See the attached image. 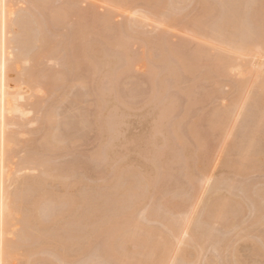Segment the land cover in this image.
I'll use <instances>...</instances> for the list:
<instances>
[{"label": "bare ground", "instance_id": "bare-ground-1", "mask_svg": "<svg viewBox=\"0 0 264 264\" xmlns=\"http://www.w3.org/2000/svg\"><path fill=\"white\" fill-rule=\"evenodd\" d=\"M142 1L144 3L142 6L143 10L137 9V5H135L137 0H0V264H11L9 261H11L10 258L12 255H14L13 253L14 252L16 253L17 250L20 251L19 250L20 248L24 249L25 246L28 247L30 250V252H29V250H25L26 252L30 253V254L29 253L26 254V255L29 254L30 258L32 256H35V255H38V257H36V258H39L40 254H43L44 252H50V250L51 251L53 250L52 251V254H53L54 249H55V250H57L56 252H58V254L60 255L61 259H59V261H62V263L61 262L60 263L66 264L68 262L66 260H68L71 253L73 256H75V254L73 252H76V255L78 256L77 253L80 252L79 255L81 253L82 254L84 253V252H81V250H83V249H86L85 251H87L89 248V251H91V253H92L93 252L92 250H94V249L97 250V247L99 248L101 245L103 246V244H100V243L102 241H105L102 238L105 239V236H107L106 234H108V236H109L108 239L106 238V241H108V242H103V243H106L107 246L105 247V245H104V248L102 246L99 248L100 250H101V248L105 249L104 253H100V254L95 253V255L94 254H92V256L90 255L91 256L90 257V256H86L89 254V252L87 251L88 253H85V255L83 254L84 256H86V260L90 258L89 260H93V262H94L96 255L97 256L102 255V256L97 257L98 259L99 258L101 259V260L99 259V261L105 262L107 260L109 261V259H113L112 261L115 260L114 262L109 261L112 264H114V263H116V264H191L194 261H196V259L199 258L201 253H203L201 251L204 248V245L207 241L210 242V240H211V242L213 241L212 242L213 245L214 244L217 245L218 237L215 238V234L213 233V232H215L213 230V226L216 224V222H221V223L223 222L225 224H228V225L223 226L224 228L225 227H227V228L233 227L232 222H234V220L230 222V218L233 216L232 217V219H233L238 213L236 212L237 214L234 213L232 215V203L231 202L233 201V203H236V204L238 203L239 204L238 206H240V205L242 206V204L245 200L243 202H241L238 199L234 200V197L232 198L231 196H222V195H220L218 197H215V195H212V196L208 195V197H206L207 195L206 196L204 195L206 198H204V197L201 198V195L199 194L200 192H201V194L203 193L201 191V189L207 190V185L213 180L214 175L210 173V170H209L210 167H209L208 163L204 162V159H203V161L202 160H199L198 162L196 161L197 162L196 164H193L192 161L195 159L196 160L198 159V157L200 156L198 154L199 153L198 151L201 150L203 147H204L203 151L205 153L204 156H206V154H210L209 152L212 151L211 149L214 147L212 146V148H211L209 146L211 149H210V151H208L209 150L208 145H210V143H213V141L211 142L210 139L214 133L216 134V132H219L218 137L220 135L221 136L226 135L228 137V129L230 128L229 125L232 124V120L234 121V118H235V120H237L236 119L237 117H235L236 116L235 114L238 110L237 109L238 99L242 98V96H243L244 101L247 98V100H246L247 103L245 104V102L243 101L244 102L243 107L242 106L239 107L240 112H239V114L238 113L237 114L240 116H243L244 117L243 119H245V121L247 123L249 121H251L252 119H253V121H251L252 124H251V122H249L250 124L248 123V125L247 124L245 125V123H242L243 121L241 122L242 126L239 124L241 127H240V129H238L239 131L236 133V135H237L236 140L237 141L236 142L234 141L233 146H232V143H233L232 142L231 146L233 147L234 150H237L242 145H244V143H245L244 147L247 146L246 144H248V146L245 147L244 150L241 149L242 153H243L241 155H242V157L243 156L245 157L244 159H247L248 157L251 158V160L250 159L246 160L247 162L249 160L251 161V163L253 161H255V160H252L255 155H252L250 153L253 152V154H254L256 152V149H254V145L259 142V140L262 138V135L264 137V81L262 82L260 88H258L260 91L256 92V91L247 90L248 93L245 95V98H244V95H242L241 93L246 92L245 91L246 90L245 84H247L246 81H248L247 77H250V76H246V75L248 74L250 69L253 72H254V70L258 71V72H259V70L262 71V69H261L262 65L259 68H257V67L255 68L253 66L255 69L250 65L252 63L254 64V61H253L254 59L256 62V58H258L259 61H264L263 60L264 59V27H263L264 22H262V21H264V20H262V19H264V0H259V2H261V4L258 3V0H220V1L217 0L218 6H217V8H215V10L214 9L212 10V8H210L212 11H210V9H208V8L210 6L212 7L213 5L216 6L215 2H213L212 0H206L207 2H205V3H207V4L204 5L205 3H203L202 4L203 6H201L202 2H199L201 0H196V2H199L200 6L203 8V10H202V8L200 7L202 13L200 14V12H199L198 17L200 15H202L203 13L205 16V14L207 12H211L212 14L207 13L208 17L211 15V17H214L216 19V20L212 19L211 21H210V19H207V21L209 20L208 21L209 23L207 24V23L203 22L205 24V26H203L204 24L201 22L203 24V25L202 24L201 25L203 27H206V28H204L205 31H206L207 27H209V28L211 27L210 30L208 29L209 31H207V32H203L204 29L201 31L202 27L200 28L199 23H198L199 27L197 26L198 24L196 22H199L200 21L199 19H198L199 21L196 20V22H195L196 25L194 24L197 27H195V28L193 27L195 29L196 33L201 34V35H203L202 36L203 38L204 37L206 38V40L204 39V41L207 42V40H209L210 42L215 44L213 46L218 48V49H214V51H215V54H213L214 59H212V62L210 64H208V63L210 62L211 58H209L205 52L208 51V53H210L209 50L211 48L210 49L208 48L206 50L205 48L201 47L203 45L199 46L200 48L195 46V48L197 50L195 49V52L191 51L192 58H188L187 54L190 55L189 54L190 52H188V51L184 52L187 49L186 46L184 48L185 50L182 49L183 45H182V47H180L181 49H179L176 47L177 46L176 44H175V46H173L171 42L169 43V40H165V39L160 38V37H159L160 40H157V38H156L157 41H155V43H153L154 40L152 39L153 41L151 42V39L149 38L151 36L148 37L146 35L147 37L144 36L145 38H143L142 34L140 33V31L138 32V30H137V33L138 34L140 33V35H141L140 37H142V39H140V37L138 35L137 36L139 37L140 40L143 41L144 48L147 47V49H145V50H148V55H146L145 52L143 54H142V52H141V54L139 52L140 55L137 54L138 52H136V53L133 52L131 49V46H130V44H131L130 42H131V40H133L134 37H136L134 31H136L135 27L136 28L138 27L137 26L138 21L134 22V21H132L134 19H132V20H130L131 22L129 23V21L127 20L128 23L124 22L126 25L125 24L121 25L120 24L121 22L119 23L120 20L118 21V17L120 15H122L123 13H129L130 14L129 17H131V15H134L133 18H135V16H137L139 18H141V17L144 18V20H149V19L151 20L150 14H154L155 16H156V14L159 15V13L162 11L161 9L164 6L166 7L167 4H168L167 6H169L172 3V6L175 5V7H173V8L177 9L178 5L181 2L182 3L186 2L185 0H173V2H172V0L171 1L170 0H142ZM208 1L210 4H208ZM169 2H171V3L169 4ZM177 2H178V5H176ZM212 3H214V4L212 5ZM218 3L219 4L222 3L223 6L225 5V8H224V11L222 13L221 18H220V14H221L222 9H220V7L222 8V5H220V7H219ZM256 4L258 7L256 6ZM244 5H246V6H244ZM182 6H184V4L183 5L180 4L179 8ZM204 6H208V7L204 8ZM241 7H243V9H241ZM166 9L168 11L167 7L165 8V10ZM206 9H208V11ZM245 9H247V10L245 11ZM250 9L252 11H254V13L250 14V16L252 15L250 20L252 19L251 21L252 22L254 21L255 24L253 23V25L255 27L251 24V21L248 20L250 17L249 12H252V11H250ZM144 10H146V11L144 12ZM169 11H171V10L169 9ZM217 11H219V12H217ZM173 12H176V11H173ZM173 12L171 11V13H173ZM173 14H170V17H169L167 12H166V14L164 13L162 15V17L160 16L161 19H159L158 22H160L161 24H164V25L174 26V24H176L177 22H179L181 20L178 21ZM124 15H126V14H124ZM164 15H166L167 17ZM171 15H173L174 17ZM175 15H177V14L175 13ZM183 16H185L187 18V15H183ZM253 16H255V18ZM178 17L180 19V16H178ZM181 17H182V15H181ZM152 18H154L153 15H152ZM173 18L176 19L177 22L175 23L173 21L174 23L171 25L170 23H172ZM196 18H197V16H196ZM200 18H202V16H200ZM217 19H219V20L217 21ZM255 19H257L258 21L257 20L255 21ZM156 21L157 20H155V22ZM212 21H214V22H212ZM205 22H206V20H205ZM260 22H262V23H260ZM181 23L183 24V22H181ZM139 25H140V23H139ZM209 25H212V26H209ZM138 28L140 29V27H138ZM182 28H183V26H182ZM185 28H186V26H185ZM57 30L64 31V33L66 34V41L62 42V44H59V46L57 44H55V42H53L52 39H47V37H46V34L48 32L55 33ZM110 32H113V34L115 33L114 34L115 36L113 35L114 36L113 38L116 37L115 39L110 37ZM195 32H194V34L196 35ZM108 34H109V38L105 37ZM91 35H101L104 39L102 38V40H100L101 42L98 43L97 41H99V40H96L94 37H91ZM143 35H145V34H143ZM111 38L113 40H111ZM154 39H155V37H154ZM210 42L207 44H212ZM104 44L105 45L108 44L111 48H115L116 50H113L114 52H112V54H111V52L109 51L111 49L108 46V52H109L108 53V52H106L107 48H106V50L103 49ZM213 46H212V48H213ZM56 47H58V48L60 47V49L63 50V52H61L62 55H60V52H59L60 49H58ZM88 48H89V50H92L95 53V55L93 54L94 57H91V55H87L86 49L88 50ZM56 49H58L59 51ZM118 50L120 51V53L117 52ZM216 50H218L217 53H216ZM56 51H57V54L62 56L61 59H59L60 58L59 55L57 57L54 56V54H56ZM116 52H117V54H120V55H117ZM131 52H133V54ZM113 53H114V55H113ZM185 53H187V54H185ZM204 53L206 56L204 55ZM213 55L210 54L209 56L213 57ZM236 56L238 58L237 60H239L240 57L248 58L249 56H251L254 59L251 60V61H253L252 63H250V60H249L248 64H250V65H248L247 64L248 61L244 60L242 58H240L241 60L235 62ZM46 57L57 58L59 62H60V60L63 59L62 62L64 65L61 64V66H65V68L63 67L64 68L63 71L56 72V73L53 72V74H52L53 77L50 78L48 76V74L46 73L47 70L45 69V71H44V69H41V65H42L41 62ZM204 57H207L210 59L209 62L206 64L202 60ZM251 57H250V59H251ZM82 59L85 62H83ZM145 59L149 60V62H150L149 66H151L148 69V72H147L148 74L146 73L147 78L144 79V81H146V79H147V82L151 86L150 95L147 98V101L149 103H152L153 106H156L157 104L161 106L160 107L161 114L160 113L158 114V115L162 116V118H160L161 119L160 124L163 122V119L170 118L172 120L173 118L176 117L173 115V111L174 112L177 111L176 106H178L179 103H177V101H173V100L169 102V100H168L169 98L173 99V98H171V92H174V91H170L171 88L179 89L181 91L180 94H183V95H185L184 97H188L189 99H191V100H189L187 98L188 102H186L187 103L186 107H185V103H183L185 108H182V111H184V112L181 113V115L179 116L180 118L177 119L176 121H174L173 123L169 122V121H171L169 119L167 124H166V128H167V126L171 127V129L169 127L168 130H170L169 133L172 134L174 141H176L175 143H177L179 145L178 146L176 144V146L179 148H182V151H183V153H182V151H178V152H180V154L173 156L172 160L176 161L180 164V166L176 165L177 168L179 169V167H180L181 173L184 174V176H186L187 178L189 177L188 178L189 183H190V181L192 182V183H190V185L193 184L192 187L190 186V188H189L190 190L188 189L189 190L188 191L189 196L185 199H181V197L184 194L183 188H186L187 186L186 187H184V186L180 187L178 185L180 187V189H182L179 191L178 188L173 187L174 185L172 184L173 186L170 185V187H173V188H171V190L169 189L170 191H166L163 188L164 186L161 187V189H163L162 191L160 188L158 190V191L162 192L161 194H159L160 192L156 191V186L160 187L159 180L161 181V180H163V177L166 178V176H170L169 174H165L164 172L166 170H168L169 165L172 166L170 163L167 167L166 165L169 162L166 163V161H165V162L160 163L156 159L158 156V154H157L158 151H162L161 149H164V148H162L164 145L161 146V149H158L157 153L154 155V158L152 157V159L149 161V164L151 165V173L147 172L148 174H146V175L143 174L144 176L142 175L143 176L142 180L139 179V181H138L140 183H138L137 181H134V179L137 178V175L134 176V177H136V178H134L130 174L131 172L129 173L127 171L128 168H127V170L126 169L124 170L123 168H119V170H117V172H114L113 171L114 169H113L111 171V175H108V177L105 178L104 177L105 171L103 170L104 166L102 167V165L103 164L105 165L106 163L103 160L102 162H104V163H102V165H101V159L105 156L104 153L106 152L105 148L107 145V141H106V142H103L101 144L100 148L94 153V157L101 158L100 159V166L103 168V169H101L102 175L99 174L100 171H99V173L97 171V173H98L97 175H100V176H102V178L104 177L105 180L112 182L110 184V186H112L114 184V182L116 183L115 184L116 186L118 184V187L120 186L119 182H121V186H123V184H126V189L125 190L122 189L123 190L122 191L121 187H119L120 189L118 187H114L115 189L113 187L109 188L110 187L109 184H107L105 186V184L107 183V181H105L106 183L103 182L104 183L103 187L104 186L105 187L103 190H101V192L104 191L103 193H105V195H106V192H105L106 190L114 189V190L110 191L111 192L110 194H112L113 191L119 192V190H120V191L125 193V196L123 194L119 195L118 193H116V195L119 197H117V196L115 197L114 196L115 192H113L114 198L112 197L113 199H111V195H108V193L106 196H110V197H107V198H106V196L103 197V195H102L103 193H101V199L106 198V199H111V200H105V202H102L100 199H96V196H98L97 193L99 194V192H95L98 190V189L95 190V188H99L98 187V185H99L98 184V181H99L98 177L99 176H96L98 180L96 178H95V180H93L94 179L93 177L91 179V181L93 180L95 182L97 180V183H96L97 185L96 184H95V186L92 185L93 186L92 188L89 187V185L91 186V183L90 184L84 183V185H83V183H81L80 185L78 184L79 186L83 185L82 189L84 191L86 190V195H84V193H83L84 191L81 192V193H83V195H81V196H79L77 194L79 192L78 190H80L81 187H79L78 189L76 188L75 191H78V192H72L71 188H73V186H71V185L67 186L68 189H70V193H72L73 196H72V194L69 195L68 193H65V192H69V191H65L63 193L62 197L60 195V197L63 199L64 203L62 202L63 204H61V202H60L59 204H55L56 205L55 208L54 207H52V208L55 210H58L59 208L57 209L56 207H59L60 205H61L60 207H62V205H63V207L61 209H64V205L69 204V209H66L67 207H65L66 211H64V212L61 211V209H60L61 212H59L57 214L52 213L51 210L48 209V207L49 206L51 207L52 202H55L54 200H56V199L62 200V199L58 198L59 195H57L58 197L56 195H54L57 191L54 193V191H53L54 188H52V187H51V189L47 188L46 184H49L51 182L55 183L56 181H58L57 183H61V181H62V184L66 183L65 185H67V183L69 184V182H70L68 180H71V183H72L73 174H71L72 176L68 177L69 179L67 180L65 177L66 173H71V172H73V170H76V169H78V167L82 166L81 161H83V157H80V158L78 157V160L81 159V161L79 160V162H81L79 165V163L77 164V156L78 155L73 152L72 155L73 156L76 155V158L75 159H74V157H72V158L74 160H76V163L73 159H72L73 161H71L70 160L71 158L66 159V161L70 160V162H73L75 164L72 163L70 165V164H68V161L67 162L64 161L67 164V166H65V163H63L61 161V164L59 165L61 170L57 167L60 171L59 172L57 168H56L57 170L52 168V164H54L55 161L53 163H51L52 161H51L50 151L55 149V148H61V147L64 148V146L67 148L66 142L68 141V139H73L72 135L76 134L75 131H73L74 128H71V127L75 126L76 131H77L78 126L80 127V124H78V125H76V124H77L78 120H80L78 118H79V114L81 115L82 112L81 113L79 112V110H80L79 108H78V112H77V113H79L78 116L76 114L71 115V113L67 114L66 112H64L66 116H64L63 119H65L66 117L68 119L66 118L64 120L65 123H63L64 121L62 122L63 119H61V117L64 115V113H63V115L61 114V116H60L58 114L59 109L55 107V106H57V104L55 103L57 100L53 99L55 101V102H53V100L50 99V101H51L50 104H48V103L45 104L46 100L41 101V98H39L37 96V94L40 91H42L44 89V87L47 88V86H48L49 89L48 88L47 89L49 91V90H51L50 87L54 89L56 86H58V87L62 86L65 82H67L69 80L68 82L70 84H68V86H73L71 88L73 90L70 91L72 93L75 89L74 86L77 87L79 85L81 88L85 87L84 91L80 90L81 88L78 87L79 91H77V92L81 91L83 93V95L81 92H80L81 96H78V93H75V95H77V96H74V93L72 94L73 95L72 100H74L75 97H76V99L78 98L77 99L78 102H77V100H75L74 104L77 102V105L79 106L80 105L79 101L80 102L82 101L84 103L85 101H83V100H86L85 99L86 97H83V96H85L87 94L84 92L86 91L89 94L88 90L91 89L90 90L92 92L91 94H94L96 96V98H95L96 101H95V103H93L94 105H96L94 107L95 108L94 112L96 110V116H95L96 117V126L93 124L92 125L95 126L94 128L97 130V132H96V130L94 132L96 134H98V136H97L98 138H100V139L105 138L106 139L109 136H111L112 134L116 135L114 133V131L116 132L117 129L114 128L115 122H110V120H109V123H108L106 120H103L101 118V117H103L101 114L102 110L104 109L103 106H105V103L109 100V98H113L115 100H117V99L121 100L122 99L121 94L123 95V97H128V96L134 97V96L138 95L137 91H135V90H133L134 91L133 96H132V94H133L132 91H131V93H132L131 95L129 92H125L127 90L126 88H128L127 91L134 89L135 88L134 85L137 82L134 81L135 82V84L133 85L134 87H132V89H131L130 88L131 86L130 87L127 86L129 83H127L126 85H124V83H123V85L127 86V87L126 88L122 87L123 86L121 83L122 80H119V79L121 78V76H123V74H125L124 73L125 70L130 71L132 68H134V66H136V64H138L140 62V60L146 61ZM258 59H257V61H258ZM207 60H205V61H207ZM242 60L244 61V64H242L243 63ZM143 61H141V62L144 63ZM240 61H242L241 64L238 63ZM146 62H145V64H146ZM232 62H235V64L238 63V68L244 67V69L239 68L241 74H243L240 76L242 77L245 74L246 77H244L243 79L241 78L242 81L238 79L240 82L238 85H236L237 87L236 86L234 87V89L237 88V90H236L237 92L234 91V89L232 90L236 94L234 95V92L232 93V95H234V96L232 98V101H230L231 103L229 105L227 104L228 105L227 107H224V108L222 107L221 109L218 108V109H220L219 111H217L218 109H217V106L215 104L216 108L214 110L211 109L213 111L207 113V116L205 114V116L204 115L203 116L202 115L201 116H199V115L194 116L195 117L194 119L190 118L191 117L190 114L192 113V111H194L193 109L196 106V104L201 99H203V97H205V96L207 97L210 94L209 91H211V89H212V91L214 90L216 92L214 94H216V95H218V93L220 94V91H219L220 86H218L216 81L218 83H220V81H219L220 77L219 76L222 77L224 75H228L229 71L227 69L232 66V65H230ZM261 63L263 64L264 62H261ZM202 64H204L205 66L202 67ZM23 65H25V66H23ZM82 65L83 66L85 65L86 67L85 68L83 67L81 70ZM91 65L94 67V70H92L93 75H96L97 77H96V80L94 82L92 81L93 80L92 79L91 80L92 83L86 85V86L91 85L90 86L91 88L87 89L85 86L86 81L84 80V78L86 77L85 79H87V76L89 75L88 72L91 69V67H90ZM236 65H235V68H237ZM239 65H241V66H239ZM245 65H248L250 67L248 72L246 71L247 69L245 68L246 67ZM106 66L110 67V69L105 71V73H106V75H105V73L104 74L101 73V72H103V70H101V68L106 67ZM255 66H256V63H255ZM258 66H260V64ZM147 67H148V65H147ZM204 67L207 68L206 71H205V69H203ZM68 68L71 70L70 73H67V71L69 72ZM76 69H79L78 70L79 72L75 71L76 73L77 72L80 73V70L83 73L82 74L81 73L80 74H78V73L73 74L74 70H76ZM84 69H87V71L86 70H85L86 72L83 71ZM117 69H120V70L117 71ZM145 69H146V67H145ZM232 69H234V66H232ZM239 69L237 71H239ZM256 69H258V70H256ZM229 70H230V68H229ZM231 71H233V70H231ZM261 71L259 72L258 75H257V72H255L256 77L260 75ZM12 72L14 73L13 76L15 77V80H12L13 78L11 79V77H13V76H11ZM230 72H229V75L231 74ZM262 72H264V71H262ZM100 73L102 74L101 76H100ZM249 75H250V73H249ZM21 76H22V79L20 81ZM198 76H199V79L204 77L203 78L204 81H205V79L208 82L209 81H215V83L217 84L218 87L215 88L216 84H215V86L212 85L215 89H213V87H212L209 91H207L208 92L207 94H205L206 93L205 90H204L205 92L202 90L203 93L201 92V95L199 94V96H196V95H198V92L195 95L192 92L194 90H190V88H192L190 86L191 85L190 80L194 81L195 77H198ZM105 77L109 78V82H105V84L108 83L106 85H109V83H110V87L107 86V89H106V86H104L105 84L103 85V82H102L103 80H105ZM253 77H254V75H253ZM262 77H263V75H262ZM67 78H68V80H67ZM227 78H228V76H227ZM45 79H47V80L49 79V82L45 83ZM78 79H80V80H78ZM187 79L190 81L189 82L190 84H188V85L185 84ZM217 79H219V80H217ZM76 80H78L77 85L72 84V81H76ZM81 80H83V81H81ZM142 80L143 79L141 78L140 81H142ZM251 80H252V78H251ZM138 81H139V79H138ZM256 81H257V79H256ZM260 82H259V84H260ZM120 83H121V85H119ZM210 83H213V82H210ZM237 83H238V81H237ZM194 84L195 83H193V85ZM259 84L257 83L256 87H258ZM247 88H248V86H247ZM205 89H208V88H205ZM123 90H125V91H123ZM43 92H46V91H43ZM222 92L223 91L221 90V93ZM29 93H31V96H29ZM80 93H79V95H80ZM126 93H129V94H126ZM135 93H136V95H135ZM141 93H139V94H141ZM216 95H213V96H216ZM224 95H227V94H224ZM32 96H33V99H32ZM210 96L211 95H209V97ZM213 96L211 97V99L213 98ZM218 96H216V97H218ZM231 97H230V100H231ZM184 99H186V98H184ZM226 99H229V98H226ZM167 100H168V102H167ZM46 102H49V101H46ZM148 102L145 104H148ZM227 102H228V100H227ZM42 103H44L45 105ZM52 103L55 105H52ZM119 103H121V102H119ZM82 104L80 105V108H83V107H81ZM240 104H242V100H241ZM72 105H73V101H72V104L70 103L69 106L71 107ZM76 106L74 105V108ZM224 106H226V104ZM54 107H55V109H54ZM57 107H60V106L58 105ZM70 107L67 106V108L69 110H70ZM72 107H71L70 111L72 113H74V111H72ZM116 107H118V106H116ZM60 108H62V104H61ZM67 108L65 106L64 109L67 110ZM179 108L181 109V107H179ZM75 109L77 110V108H75ZM84 109H85V106H84ZM116 109L117 108H115L114 110L116 111ZM56 110H58V111H56ZM87 110H86V112L83 111L84 113H82V115H81L82 117L85 115V117H83L82 120L80 121L81 127H83L82 124L89 122L88 116L86 118ZM36 111H37V113H35V114H38V112H39V114H40V112H42V113L40 115H37V116H39L38 118H37V116H34L33 117L34 120L30 119V118H32V117H30V114H34L33 112H36ZM59 113H61V112H59ZM200 114H202V113H200ZM250 114H251V116L253 115L254 117L253 116L251 117ZM58 115L60 116V118H58ZM90 115L91 114H89V116ZM93 115L94 114H92V116ZM109 115H112V113ZM68 116H73L75 118L73 121L75 122V120H76V122L74 123L71 120V118L69 121ZM171 117H173V118H171ZM27 119L31 123L36 122V121H37V123L40 122L39 125L41 124V128L38 127V129L36 128V130H38V132L42 131V135L39 134L41 141L38 142V144H36V142L32 143V145L29 142H28V145L25 144L23 147H24V149L28 148V150L27 149H25V150L21 149L23 147L19 146L20 147L19 149L24 150V152H27V153L25 155L23 154V156H21V157L18 156V157H20L18 159L19 161L18 160L16 161V159L18 158V157H16V155H19L17 153H20L17 149V145H20V143H22V144L24 143V140L21 138V135L24 134V131L21 130V128L23 127V124L26 123ZM187 119L188 120L192 119V120L187 121ZM248 119H249V121H247ZM85 120H87V121H85ZM112 120H114V119L112 118ZM199 120H203L201 122L204 124H200ZM23 121H25V123H23ZM28 121H27V123H28ZM82 122H84V123H82ZM91 122H94V120L90 121L88 124L87 123L84 124V127L86 126L85 128L87 129V127L90 125ZM61 123L63 124L61 126L62 129H64V131H65V129L67 130L66 133L64 131H62V132L60 131L61 129H59V128H61L60 127ZM66 123H67L68 127H67ZM168 123H170L171 125ZM184 123H186L185 126H184ZM64 124H65L66 128H65ZM207 124H208V127H207ZM14 125H17L19 127L22 126V127L20 129H17V127L15 126L16 127L15 128ZM12 126L14 128H12ZM201 126H204V127L206 126V130H204V134L201 133V131H199ZM84 127L78 128V129L79 130L81 129V131H82V129H85ZM88 128H91V125ZM158 128H160V127H158ZM24 129H25V126H24ZM88 130H90V129H88ZM25 131H27V130H25ZM33 131L35 132V129ZM68 131H70V132H68ZM71 133H73V134H71ZM77 133H80V132L78 131ZM87 133L88 132H86V134ZM86 134H85V137H87ZM96 134H95V136H96ZM80 135L81 134H79V136ZM122 135H124V134H122ZM229 135H231L230 129H229ZM232 135H233V132H232ZM76 136H77V134L75 135V137ZM79 136H77V137L79 138ZM207 136L210 137L209 142L204 141L207 138ZM85 137H83V140L85 139ZM116 137H117V135H116ZM88 138L85 140H88ZM36 139H37V137H36ZM203 141L206 143V145H204V143H202ZM225 141L226 140L224 138V141L222 140V142H224V144H225L226 143ZM69 142H72V140H70ZM165 142H166V144H168L167 141H165ZM260 142H261V140H260ZM262 142H263V139H262ZM220 143H218V144H220ZM63 144H64V146H63ZM221 144L223 147L224 146L223 143H221ZM261 144L262 143H260L259 145H261ZM67 145H68V142H67ZM165 146H167V145H165ZM192 146H195V149L192 150L190 153H188L189 152L188 148L192 147ZM231 146H230V148H232ZM234 146H235V148L236 147H239V148L235 149ZM205 148H207L208 150ZM216 148H217V146H216ZM230 148H228V149L230 150ZM255 148H256V146H255ZM257 148H258V146H257ZM239 150L237 152H239V155H240L241 150L240 151ZM230 152H233V151H230ZM244 152H245V154H244ZM228 153H229V151H228ZM79 154H81V153H79ZM195 154H198L197 158H194ZM214 154L215 153H213V155ZM233 154H235V153H233ZM228 155H229L228 157L225 155L227 157V159L229 158L228 159L229 161L226 164L227 167L225 165H223V166H225L226 168H228L229 166L232 168L235 167L234 170H236V168L238 167L237 168L238 171H239V169L241 170L240 173L243 171H248L249 169L252 168V167L251 168H249V167L251 165L255 164V163H252V164L250 163L251 165L249 164L250 166L248 165V168L246 167L248 170H246V168H244L246 165L243 166L244 162L241 163L240 158L238 160L240 162L237 163L238 164L237 165L236 162H234L232 158L230 159V157H231L230 154H228ZM209 156H208V158H209ZM236 156H238V155H236ZM87 157H88V161L84 160V166H82V167L86 166V167H88V170H89L90 166H87V165L90 164V162L92 163L93 160L90 159L88 155H87ZM87 157L84 159H87ZM14 158H16V159L14 160ZM53 158L54 157L52 156V159ZM244 159H243V161H244ZM53 160H55V158ZM234 160L237 161V159H234ZM85 161H86V163H85ZM97 161H95V162H97ZM209 161L210 160H207V162H209ZM107 162H108V160H107ZM13 164H16L15 168H13L14 166L12 167ZM97 164H99V163H97ZM31 165H34V166H32V168H31ZM74 165L75 166L77 165L76 166L77 168ZM256 165L258 166V164H256ZM68 166H69V168H68ZM94 166L96 168H94L92 166V167H90V169L94 168L96 170L98 168L96 166V164ZM82 167H80V168L82 169ZM171 168H169V170ZM242 168H243V170H242ZM255 168H258V167H255ZM29 169L31 171L33 169L38 170L39 174L36 176H31V174H29L31 177H27V175H26V176H24V178L21 179L20 176L22 174L19 175L18 172L22 171V173H23V171L29 170ZM98 169L100 170V168H98ZM63 170H65V171L63 172ZM83 170H81L82 175L86 176V178L89 176V174L91 176L94 173L96 174L95 171L93 173V170H91L92 174L89 173L90 171L88 172L89 174H87V173L85 174V172L87 171V168L86 169L83 168ZM102 170H103V172H102ZM176 171H178V172H176ZM176 171H175L176 173L173 171L174 174H172L171 177L166 178V180L171 179L173 181L174 178H178L177 173H179V170H176ZM61 172H63L62 176H60ZM83 172H84V174H83ZM26 173H27V171H26ZM79 173H80V171H79ZM107 173H109V172H106V175H107ZM140 173L142 174V172H140ZM161 173L163 176L159 177V176H161L160 175ZM23 174H25V173H23ZM115 174L118 175L117 178H115ZM141 174L139 175V177L141 176ZM182 174L179 175V178H180V176L182 178ZM112 175H114L113 179H115V180H113L112 177H110ZM128 175H131V176H129V178L130 177H132V178L127 179ZM134 175H135V173H134ZM68 176H69V174H68ZM80 176H81V174H79V177ZM220 176H223V175H220ZM76 177L78 178V175L76 176L75 171H74V180L77 179ZM125 177H126V181L127 180H129V181L126 182L124 180ZM81 178H82V176H81ZM81 178L80 179L78 178L77 182H74V184L76 183L75 184L76 187H78V185H77L78 182L86 181L85 179L82 180ZM88 178H90V177H88ZM119 178H121V179L123 178L125 183H123L122 180H120ZM179 178H178V180H180ZM194 178L196 179V181H198V180L200 181V182L198 181L200 183V185L197 186L198 183L193 182ZM218 178L217 179L219 181L221 177H218ZM249 178H247V179H249ZM60 179H61V181H60ZM100 179H101V177H100ZM117 179H119V180H117ZM222 179L223 180L225 179L224 176L222 177ZM237 179H239V178H237ZM243 179H241V181ZM245 179H246V177H245ZM88 180H90V179H88ZM166 180H164V181H166ZM183 180H185V179H183ZM223 180H221L219 182H217L216 180L213 181V182L217 183V187H216V183L213 186L214 187V191H213L214 193L217 191V189H218V191L221 190L220 187H218V186H219V184H221L223 182H225L224 183L225 185L222 184L223 186L221 185L222 186L221 188H224L227 185L229 187V189H227V187H225L227 189V191L228 190L230 191L231 188L232 189L236 188L237 190H239L238 185H236V184L233 185L234 182L232 183L229 180L230 183H228V180L227 181H223ZM14 182L18 183V184L13 185V187H12L13 190H12L11 189V183L14 184ZM238 182H240V181H238ZM163 183L164 182L161 181V184H163ZM226 183H228V184H226ZM241 183H239L240 186H241ZM74 184L72 183V185H74ZM178 184L185 185L182 182H179ZM186 184H188V183H186ZM86 185H87V187H84ZM212 185H213V183H210V186H212ZM235 185H236V187H234ZM244 185H243V187H244ZM167 186H168V184H167ZM48 187H49V185H48ZM67 187H65V188L67 189ZM89 188L92 189V193L93 192H95V193L92 194L91 191L89 190ZM101 189H102V187H101ZM89 191H90V194H87V193H89ZM163 191H164V193H163ZM175 191H176V193H174ZM177 191L179 192L180 195L177 193ZM243 191L245 192L246 189L244 188ZM145 192H147V193H145ZM149 192H150V196H151L149 198V201L152 203H148V205H152V206H150V208H147V206H148L147 205L145 207V208H147L146 209L147 211L143 208L144 206L142 207L144 209L143 213L148 212V214H146L144 218H143L144 215L139 216L145 220V221H143V219L142 220L137 219L138 217L135 218L136 217L135 214L137 213V212H135V210H136L135 208H136V205H138V207H139V205H141V199L144 198L143 195H145L146 196L145 198L147 199L148 195H146V194H148ZM167 192L168 193L170 192V195L173 194L172 196L175 195V198L177 195H179L180 197L177 196L179 199L175 200V199H173L174 197L171 196L174 201L171 200V197H169L170 199H168L167 197H164V198H167V200H165V201L163 200V202L159 203V201L162 200V196L163 195L166 196L168 194ZM181 192H183V193H181ZM74 193L78 196H75ZM229 193H231V191ZM248 193H250V192H248ZM242 194L244 195V193H242ZM66 195H68V197ZM139 195L140 196L142 195L143 197L141 196V199H140ZM157 195H159V196L161 195L160 197H158L161 200H157L158 199V198H156ZM232 195H234V194L232 193ZM236 196H237V194H236ZM249 196H250V194H249ZM256 198H257V196H256ZM248 199L249 198H247V200ZM252 199H254V198H252ZM156 200H157V202H155ZM241 200H243V199L241 198ZM261 200H264V197H263V199L261 198ZM108 201L109 202L111 201L110 205L111 206L113 205L112 207H115V208H112L109 205ZM144 201H145V199L142 200V203ZM65 202H67V204ZM103 203L106 204V205H104L105 207L107 205L110 206V207L109 206L106 207V210L108 209L107 211H109V212H106L107 214H104V215L102 214L103 210L105 209V207L103 206ZM156 203H157V205H156ZM145 204L146 203H144V205ZM52 205H54V204H52ZM238 206H237V209H238ZM101 207L103 208V210ZM245 207H246L245 204H243V207L241 209H244ZM262 207H264V206H262ZM110 208H112V209L110 210ZM158 208L161 211L165 210V211H163L164 213L162 212V214H159L160 210L158 211ZM259 208H260V206H259ZM259 208L257 210L263 213L264 209H263V211H261V210H259ZM198 209H199V211H198ZM234 209H236V208H233V210ZM48 210L50 211V215H49ZM81 210H83L82 213H81ZM96 210H99V211L102 210V212L101 211L100 212H101V218H103V219H100V218L99 219L102 220L101 222H103V223H101V222L99 223L100 220H95L96 223H94V224L91 223V226L95 225V227H97L96 226L97 224L98 225L102 224V225L98 226L97 228L91 227L93 229H96V230H94V233L89 234L88 233L89 231L87 229H86V232H83L84 227H86V225H88V223L93 222L90 220V219H92L90 217L94 215L97 218V212L93 213ZM140 210H139V212H140ZM47 211H48V213L46 214ZM136 211H138V210H136ZM161 211H160V213H161ZM67 212H69L68 214H70V216H66ZM110 212H113V214L112 213L110 214ZM108 213L110 215H108ZM152 213H154V214H152ZM17 214H20V216H18ZM177 214H179L180 216H178ZM260 214L261 213H259V215L256 216L257 218H255V221H257L258 223L261 221L264 222V219H263L264 217H262L263 215L261 214L262 215L261 216ZM107 215L109 217H107ZM152 215L154 216V220L150 218V217H152ZM47 216H50V217H48L49 219H47ZM161 216H162V219H160ZM98 217H99V215H98ZM147 218L150 219V221L152 220L153 222L155 220L161 221L159 223H163L161 225L164 226V228L160 227V226H159L160 228H157L154 225L153 226L149 225L147 223V222H149V220ZM255 221H253V222H255ZM19 222H22V223H19ZM223 223H222V225H224ZM17 224H18V226L22 224V227L20 228V226H19L18 228H20V229L15 231L14 226ZM234 225H236L235 222H234ZM79 228L81 231L79 230ZM91 228H90V230H91ZM214 229H215V227H214ZM92 232H93V230H92ZM232 232L233 231L231 230L230 233H232ZM9 233H12L14 235V237L12 235H9V237L11 236V238H7V235ZM240 233L237 235H241ZM217 234H220V233H217ZM232 235H233V233H232ZM246 235H247V233L244 234V236H246ZM256 236H257L256 238L260 237V235H259V237H258V235H256ZM92 237L93 238L99 237V239H95L96 242H97V240H99L98 241L99 246L97 243L96 244L93 243L94 240H92ZM250 238L253 239V237H251V236H250ZM221 239H222V237H221ZM221 239H219V242ZM100 240H101V242H100ZM225 240H227V239H225ZM215 241H217V242H215ZM255 241H257V240H255ZM259 241H260V238H259ZM91 242L93 243V246L91 245ZM207 244H208V242H207ZM228 244L226 243L227 246H228ZM96 245H97V247H96ZM256 245H257V250H258L257 254L263 256L264 254H262L263 252L260 250L261 245H260L259 249H258V243ZM256 245H255V247H256ZM91 246L93 247V249L91 248ZM222 246H224V245H222ZM26 247H25V249H27ZM216 247H218V246H216ZM56 248H58L59 251ZM214 248H215V246H214ZM228 248H227V250H228ZM23 249H21V250L24 251ZM216 249L218 250V248H216ZM255 249H253V251H255ZM233 250H236V249H233ZM223 252H224V249H223ZM231 253L232 252H230V255H231ZM234 253H235V251H234ZM254 253H256V252H254ZM58 254H55V255H58ZM82 254H81L80 258L78 259L79 261H77L75 264H79V263L83 264L85 262V260L82 262V259H81ZM103 254L105 256H103ZM47 255H49V254H47ZM202 255H204V253ZM212 255H213V253H212ZM224 255H226V254L224 253ZM224 255L222 257L220 255H219L220 257H218V255H216L217 257L216 256L215 257L219 258L221 260H225ZM41 256L43 257L44 255H41ZM41 256H40V260H43L44 258H42ZM231 257H233V256H231ZM52 258L49 259V262L54 260V259L51 260ZM73 258L75 259V257H73ZM32 259L33 258H31L30 260H32ZM80 259H81V261H80ZM83 259H85V257ZM211 259H212V257L210 258V261H212ZM214 259H213L212 263H209V264H217L218 261H221L219 259H218V261H215L217 259H215V260ZM27 260H29V259L27 258ZM30 260L27 262L30 263ZM36 260H38V259H36ZM231 260L235 261V259H233V258H231ZM238 260L240 261V259H238ZM32 262H36V261L32 260L31 263ZM40 262H43V261H40ZM49 262L45 261V263H49ZM198 262H199V260H198ZM231 262H233V261H231ZM88 263L90 264V262H88ZM219 263H222V262H219ZM38 264H40V263L38 262ZM55 264H58V263H55ZM240 264H241V262H240Z\"/></svg>", "mask_w": 264, "mask_h": 264}, {"label": "rangeland", "instance_id": "rangeland-1", "mask_svg": "<svg viewBox=\"0 0 264 264\" xmlns=\"http://www.w3.org/2000/svg\"><path fill=\"white\" fill-rule=\"evenodd\" d=\"M171 1V0H170ZM186 2L185 3H180V4H184V6H182V7H180L179 8V5H178V2H177V4L176 5H178V7H177V9L176 8H173V7H175V5L174 6H172V3L171 2H169V6H167L166 5V7L168 8V11H169V9L173 12V11H176V12H173V13H171V11H167V9L165 10V6L160 10L161 12L159 13V15H157L156 14V16L154 15V14H150V17H151V20L149 19V20H144V18H139V17H137V16H135V18H133L134 17V15H131V17H129L130 16V14L129 13H121L122 15H120L119 17H118V21H119V23L121 24V25H124L125 23H128L127 22V20L129 21V23L131 22L130 20H132V19H134V20H132V21H134V22H136V21H138L137 22V26L138 27H140V29L137 27H135V29H136V31H134V33H135V35H136V37H134L133 38V40H131V44H130V46H131V49H132V51L133 52H138L137 54L138 55H140L141 54V52H142V54L145 52L146 53V55H148V50H145V49H147V47L146 48H144V46H143V41L142 40H140V39H142V37L143 38H145V37H149V36H151V37H149L150 39H151V42L153 41V43H155V41H157V40H160L159 39V37L160 38H163V39H165V40H169V43L171 42L172 43V45L173 46H175V44L177 45L176 47L177 48H179V49H181L180 47H182V45H183V47H182V49H184L185 48V46L187 47V49L184 51V52H190L189 54L190 55H188L187 53H185V54H187V56H188V58H192V56H191V51L192 52H195V46H197V47H199V46H201V45H203V46H201V47H203V48H205L206 50L209 48H211L210 50H209V52L210 53H208V51H206L205 53L207 54V56L209 57V58H211V60L209 59V58H207V57H204L202 60H203V62L206 64V63H208L209 62V60H210V62L208 63V64H210L211 62H212V59H214V55L213 54H215V51H214V49H218V48H216L215 46H213V45H215L214 43H212V42H210L209 40H207V42L206 41H204V39L206 40V38L204 37H202L203 35H201V34H198V33H196L195 32V27H199V24H200V28L202 27V29H201V31L204 29V28H206V27H203V26H205V24L204 23H209L208 21H207V19H210V21L212 20V19H214V20H216L214 17H211V15L208 17V14L207 13H211V12H207L206 14H205V16H204V13L202 14V15H200V16H202V18H200V16L198 17V14H199V12H200V14L202 13L201 12V9H200V7L201 6H203L202 4L203 3H205V2H207L206 0H201V1H199V2H202L201 3V6H200V3L199 2H196V0H185ZM213 2H215L216 3V6L215 5H213L214 3H212V7L210 6L208 9H210V8H212V10L214 9L215 10V8H217V0L215 1V0H212ZM211 1V2H212ZM220 1V0H219ZM172 2H173V0H172ZM199 3V4H198ZM258 3L259 4H261V2H259V0H258ZM143 1L142 0H137V2H136V4L135 5H137V9H139V10H143ZM174 4V3H173ZM207 3H205L204 5H206ZM208 4H210L209 3V1H208ZM219 4V3H218ZM258 4V5H259ZM134 5V6H135ZM220 5H222V8L220 7ZM244 6H246V5H244ZM243 6V7H244ZM256 6H257V4H256ZM255 6V7H256ZM205 7H208V6H204V8ZM214 7V8H213ZM219 7H220V9H222V11H221V14H220V18H221V16H222V13H223V11H224V8H225V5L223 6V4L221 3V4H219ZM218 7V8H219ZM243 7H241V9H243ZM258 7V6H257ZM256 7V8H257ZM179 8V9H178ZM202 8V7H201ZM208 9H206L207 11H208ZM102 10V9H101ZM202 10H203V8H202ZM211 9H210V11H212ZM247 9H245V11H246ZM146 10H144V12H145ZM220 11V10H219ZM219 11H217V12H219ZM250 11H252L251 9H250ZM141 12V11H140ZM143 12V11H142ZM163 12V13H162ZM166 12H167V14L169 15V17H170V14H173L174 16H175V18L179 21V20H181V21H179V22H177V20L176 19H172V23H170L171 25L175 22H177L176 24H174V26H170V25H164V24H161L160 22H158L159 21V19H161L160 18V16L162 17V15L165 13L166 14ZM214 12V11H213ZM175 13L178 15V16H180V19H179V17L177 16V15H175ZM252 13H254V11H252V12H249V16H250V14H252ZM124 14H126V15H124ZM212 14V13H211ZM152 15H153V17L154 18H152ZM173 15H171V16H173ZM181 15H182V17H181ZM183 15H187V18L185 17V16H183ZM218 15V14H217ZM216 15V16H217ZM248 15V14H247ZM164 16H166V15H164ZM173 16V17H174ZM196 16H197V18H196ZM207 16V17H206ZM213 16V15H212ZM215 16V17H216ZM252 16V15H251ZM251 16L249 17V19L248 20H250V18H251ZM158 17V18H157ZM167 17V16H166ZM254 18H255V16H253ZM263 17V16H262ZM261 17V18H262ZM156 18V19H155ZM217 18V17H216ZM219 18V19H220ZM257 18V17H256ZM136 19V20H135ZM143 21H142V20ZM190 19V20H189ZM200 21H199V20ZM202 19V20H201ZM219 19H217V21L219 20ZM259 19V18H258ZM140 20V21H139ZM154 20V21H153ZM155 20H157L156 22H155ZM196 20H198L199 22H196ZM205 20H206V22H205ZM252 20V19H251ZM250 20V21H251ZM257 19H255V21H256ZM262 20H264V19H262ZM174 21V22H173ZM258 21V20H257ZM260 21V20H259ZM125 22V23H124ZM142 22V23H141ZM181 22H183V24L181 23ZM198 24L197 26H195L196 25V23ZM204 24H202V23ZM212 22H214V21H212ZM249 22V21H248ZM262 22H264V21H262ZM262 22H260V23H262ZM139 23H140V25H139ZM253 23H254V21L252 22L251 21V24L253 25ZM259 23V22H258ZM161 24V25H160ZM186 24V25H185ZM188 24V25H187ZM195 24V25H194ZM203 26H202V25ZM250 24V25H251ZM255 24V23H254ZM126 25V24H125ZM176 25V26H175ZM264 25V24H263ZM182 26H183V28H182ZM185 26H186V28H185ZM209 26H212V25H209ZM214 26V25H213ZM254 26V25H253ZM192 27V28H191ZM194 27V28H193ZM252 27V26H251ZM255 27V26H254ZM264 27V26H263ZM211 28V27H210ZM210 28L209 27H207V29H206V31H205V29L203 30V32H207V31H209L210 30ZM199 29V28H198ZM209 29V30H208ZM137 30H138V32L140 31V33L142 34V37H140L141 35H140V33L138 34L137 33ZM144 30V31H143ZM200 30V29H199ZM142 31V32H141ZM194 32L196 33V35L194 34ZM112 33V34H111ZM104 34V33H103ZM107 34V33H106ZM115 34V33H114ZM113 34V32H110V37H114L115 35ZM117 34V33H116ZM143 34H145V35H143ZM102 35V34H101ZM101 35H91V37H94L96 40H99V41H97L98 43H100L101 41L100 40H102V36ZM112 35V36H111ZM114 35V36H113ZM140 37V39H139V37ZM147 35V36H146ZM145 36V37H144ZM201 36V37H200ZM46 37H47V39H52V41L53 42H55V44H57L58 46H59V44H62V42H64V41H66V34L64 33V31H61V30H57L55 33H51V32H48L47 34H46ZM105 37H108L109 38V34L107 35V36H105ZM153 37V38H152ZM154 37H155V39H154ZM111 38V40H113V39H115V38H113L112 39ZM132 38V37H131ZM130 38V39H131ZM156 38H157V40H156ZM168 38V39H167ZM104 39V38H103ZM153 39V40H152ZM184 42V43H183ZM212 43V44H207V43ZM181 43V44H180ZM205 43V44H204ZM56 45V46H57ZM145 45V44H144ZM153 45V44H152ZM210 45V46H209ZM104 46V48L103 49H105L106 50V48H107V50H106V52H108V44L107 45H103ZM212 46H213V48H212ZM62 47V46H61ZM56 48H58V47H56ZM109 48L111 49V50H109L110 52H111V54H112V52H114L113 50H116L115 48H111L110 46H109ZM193 48V49H192ZM200 48V47H199ZM202 48V49H203ZM58 49H60V47L58 48ZM58 49H56V50H58ZM190 49V50H189ZM192 49V50H191ZM62 49H60V55H62V53L61 52H63V50L61 51ZM144 50V51H143ZM197 50V49H196ZM86 51H87V55H91V57H94V55H95V53L92 51V50H89V48H88V50L86 49ZM217 51L218 50H216V53H217ZM117 52H119L120 53V51L118 50ZM117 52H116V54H117ZM133 52H131L132 54H133ZM139 52H140V54H139ZM212 52V53H211ZM109 53V52H108ZM107 53V54H108ZM205 53H204V55H205ZM94 54V55H93ZM122 54V53H121ZM210 54H212L213 55V57H211V56H209ZM59 54H57V51H56V54H54V56H58ZM59 55V59H61V57L62 56H60ZM93 55V56H92ZM113 55H114V53H113ZM112 55V56H113ZM117 55H120V54H117ZM135 55V54H134ZM206 56V55H205ZM240 57V56H239ZM248 57V56H247ZM250 57L251 56H249L248 58H246V57H240V58H242V59H244V60H247L248 62H247V64L249 63V60H250V63H252L253 61H254V64L252 65H250V64H248V65H250V66H254L255 68L257 67V68H259V67H261V65H262V67H261V69H262V71H264L263 69V67H264V63L262 64L261 62H264V61H259V59L258 58H256V62H255V59L254 58H252L251 57V59H250ZM239 58V60H241ZM84 59V58H83ZM82 59V61L83 62H85L84 60ZM207 60V61H205V60ZM238 58H237V56H236V59H235V62L236 61H239V60H237ZM252 59H254L253 61H251ZM257 59H258V61H257ZM263 59V58H262ZM261 59V60H262ZM146 61H143V60H140V62L138 63V64H136V66H134V68H132L130 71H128V70H125V74H123V76H121V78L119 79V80H122L121 81V83H122V85H123V83H124V85H126L127 83H129L127 86L128 87H130L131 89H132V87H134L135 86V88L134 89H132V90H129V91H127L128 90V88H126L127 86H122V87H125L124 89L126 90H123V91H125V92H129L130 93V95L132 94L131 93V91L133 92V94H132V96L134 95V91L133 90H135V91H137V94L138 95H136V93H135V95L136 96H134V97H129L128 95V97H123V95L121 94V100H115V99H113V98H109V100L105 103V106H103V110H102V116L103 117H101L103 120H106L108 123H109V120H110V122H115V126H114V128L115 129H117L116 130V132L114 131V133L117 135V137H116V135H111V136H109L108 138H104V139H100V138H98L97 136H98V134H96L94 131L96 130L94 127L96 126V110H95V112H94V107L96 106V105H94L93 103H95V101H96V96L94 95V94H91L92 92L90 91V90H88V92H89V94L85 91L84 93H86L87 95H85V96H83V97H86L85 99L87 100H83V101H85L83 104L79 101V103H80V105L82 104V106L81 107H83V108H80V105L78 106L77 105V102H78V98L76 99V97H75V99L74 100H72V97H73V93H74V96H77V95H75V93H78V96H81V93L80 92H77V91H79V89H78V87L79 88H81L79 85L76 87V86H74L75 87V89H74V91H73V93L72 92H70L71 90H73V89H71L73 86H68V84H70L68 81V78H67V82H65L62 86H56L54 89L53 88H51L50 87V89L51 90H49L48 91V89H49V87L47 86V88H45L44 87V89L42 90V91H40L38 94H37V96L39 97V98H41V101H44V100H46V101H49V102H46L45 101V104L46 103H48V104H50V99H55V100H57L56 102L53 100V102H55L56 104H57V106L59 105L60 107H61V104H62V108H60V107H57V106H55L56 108H58L59 109V112H61V113H59L58 112V114L61 116V114L63 115V113L64 112H66L67 114H70L71 113V115H73V114H76L77 116H78V114L79 113H77L78 112V108L80 109L79 110V112L81 113H84L83 111H85L86 112V110H87V114H86V118H87V116H88V121L90 122V121H92V120H94V122H91L90 123V125H91V128H88V127H90V125L87 127V129L84 127V124H86V123H84V122H82V123H84V124H82V126L85 128V129H82V131H81V129L79 130L78 128H83V127H81V123H80V121L82 120V118L83 117H85V115L82 117L81 115H82V113H81V115L79 114V118L78 119H80V120H78V122H77V124L76 125H78V124H80V127L78 126V128H77V131L75 130L76 128H75V126H73V127H71V128H74V130L73 131H75V133L77 134V136H79V134H81L80 136H79V138L77 137H75V135H72L73 136V139H68V145H67V142H66V146H67V148L64 146V144H63V146H64V148H55V149H53V150H51L50 151V156H51V163H53L54 161V164H52V168L53 169H56L57 167L61 170V168L59 167V165L61 164V161L63 162V163H65L64 161H66V159H70L71 161H73L75 158H76V155L75 156H73L72 155V153L74 152V153H76L78 156H77V164L79 163V165H80V163L82 162V166H84V160H87L88 161V157H87V155L89 156V158L90 159H92L93 161H92V163L90 162V164H88L87 166H90V167H94V168H96L94 165L96 164V166L98 167V168H100V170L98 169H90V167H89V170H88V167H82V166H80V167H82V169L80 168V167H78V169H76L77 167V165L74 167L76 170H73V172H71V173H66V179L68 180L69 178L68 177H71L72 175L71 174H73V177H72V183L74 184V182H77V179L79 178H81V176H82V180H86V181H82V182H78L77 183V185L79 184H81V183H83V185H84V183L86 184V183H91V186L89 185V187H93V186H95V184L97 183V180L99 179V181H98V187L99 188H95V190H97V191H95V192H99V194L97 193V195L98 196H96V199H100L102 202H105V200H111V199H113L114 198V196L116 197L117 195H116V193H118L119 195H121V194H123L124 196H125V193L124 192H122L123 190H125L126 189V184H123V186H121V182H119V184H120V186L119 187H121V190L122 191H120L119 189V187H118V184H117V186L115 185L116 183L114 182V184L112 185V186H110V184L112 183V182H109V181H107V180H105V178L106 177H108V175H111V171L113 170L114 172H117V170H119V168H123L124 170L126 169L127 170V168H128V172L134 177V176H136L137 175V178L139 177V175L141 174L140 172H142V174H141V176L137 179L136 177H134V178H136V179H134V181H139V179H141L142 180V177L144 176V175H146V174H148L147 172H150L151 173V165L149 164V161L152 159V157L154 158V155L157 153V151H158V149H161V146H163L162 148H164V149H161L162 151H158V156H157V161L158 162H165L166 161V163L167 162H169L166 166L168 167V165L171 163V165L172 166H170L169 165V167H168V170H166L164 173L165 174H169L170 176H166V178H168V177H171V175L172 174H174V172L176 171V170H179V173H177V175H178V178H179V175H181L182 173H181V171H180V167H179V169L177 168V166L176 165H178V166H180V164L178 163V162H176V161H173L172 160V157L173 156H175V155H179L180 154V152H178V151H182V148H179V147H177L176 146V144L177 143H175L176 141H174V138H173V136H172V134L171 133H169V131L170 130H168V128L170 127H168L167 126V128H166V124H167V122H168V120L170 119V118H166V119H163V122L160 124V121H161V119L160 118H162V116L161 115H158L159 113L161 114V110H160V105H156V106H153V104L152 103H149L148 101H147V98L149 97V95H150V91H151V86H150V84L147 82V79H146V81H144V79L145 78H147V72H148V69H149V67H151V66H149V60L148 59H145ZM264 60V59H263ZM63 59L62 60H60V62L58 61V59L57 58H50V57H46V58H44L43 60H42V62H41V69H44V71H45V69L47 70L46 71V73L48 74V76L50 77V78H52L53 77V72L54 73H56V72H61V71H63V69L65 68V66H61V64L62 65H64L63 64ZM141 61H143L144 63H142ZM243 61V60H242ZM242 61H240V62H238V63H240L241 64V62ZM62 62V63H61ZM87 62V61H86ZM145 62H146V64L148 65V67H147V65L145 64ZM235 62H232L230 65H232V66H234V69H232V66L231 67H229L230 68V70H229V68L227 69L229 72L231 71V70H233V71H231L230 73V75H229V72H228V75H224V76H219L220 78V80L219 79H217V80H219L220 81V83H218L217 81H216V83L218 84V86H220L219 88H220V94L218 93V95H216V94H214V93H216L214 90L212 91V87L213 86H215V81H206V79H205V81H204V77H200L201 79H199V76L198 77H195V80L193 81V80H186V82H185V84H190L191 83V87L192 88H190V90H194V91H192L193 92V94H197V92H198V95H196V96H199V94L201 95V92L203 93V91L205 90L206 91V93L205 94H207L208 92L207 91H209L210 89H211V91H209V95H211L210 97H209V95L206 97H203V99H201L197 104H196V106L194 107V111H192V113L190 114L191 115V117L190 118H192V119H194L195 117L194 116H205V114H206V116H207V113H209V112H212L215 108H216V106H217V109L218 108H224V107H227L231 102L230 101H232V98H233V96L236 94L234 91H236L237 90V88H235L234 89V87L236 86V85H238L239 84V80H241V78L243 79L244 77H246V76H250V77H247L248 79V81H246L247 82V84H245L246 85V92L245 93H241L242 95H244V98H245V95L248 93L247 92V90H250V91H256V92H258V91H260L258 88H260V86H261V84H262V82L264 81V72H262L261 70H259V72L261 71V73H260V77L259 76H257L256 77V73L255 72H257V75L259 74V72L258 71H255L254 70V72L253 71H251V69H250V71L252 72H248V70H249V66L248 65H245L246 67V71L248 72V74L245 76V74H244V76H240V75H243V74H241V72H240V69H244V67L242 68H238V63H236L235 64ZM255 63H256V66H255ZM242 64H244V61H243V63ZM260 64V66H258ZM140 65V66H139ZM235 65H236V67L237 68H235ZM22 66V65H21ZM23 66H25V65H23ZM203 66H205L204 64H202V67ZM207 66V65H206ZM239 66H241V65H239ZM248 66V67H247ZM43 67V68H42ZM64 67V68H63ZM85 68L86 66L84 65H82L81 66V70H82V68ZM91 67V69H90V71L88 72L89 73V75L87 76V79H85L84 78V80L86 81V83H85V86L87 85V84H90V83H92V81L94 82L95 80H96V75H93V71L92 70H94V67L91 65L90 66ZM93 67V68H92ZM145 67H146V69H145ZM251 67V68H252ZM253 67V68H254ZM67 68V67H66ZM137 68V69H136ZM197 68V67H196ZM254 68V69H255ZM69 69V68H68ZM67 69V70H68ZM110 69V67H108V66H106V67H103V68H101V70H103V72H101L102 74H104L105 73V71L106 70H109ZM134 69V70H133ZM136 69V70H135ZM200 69V68H199ZM203 69H205V71L207 70V68L206 67H204ZM236 69V70H235ZM239 69V71H237ZM79 69H76V70H74V72H73V74H77L79 71H78ZM81 70H80V73L82 74L83 72H81ZM87 71V69H84L83 71ZM120 69H117V71H119ZM253 70V69H252ZM256 70H258V69H256ZM70 69H69V72L67 71V73H70ZM75 71H78L77 73L75 72ZM85 71V72H86ZM80 73H78V74H80ZM100 73V76L102 75ZM147 73V74H146ZM249 73H250V75H249ZM85 74V73H84ZM108 74V73H107ZM14 75V73L12 72L11 73V76H13ZM105 75H106V73H105ZM253 75H254V77H253ZM262 75H263V77H262ZM94 76V77H93ZM227 76H228V78H227ZM252 76V77H251ZM60 77V76H59ZM224 77V78H223ZM259 77V78H258ZM13 78V79H12ZM108 77H105V80H103L102 82H103V85L105 84V82H109V78L107 79ZM143 79L142 81H140V79ZM227 78V79H226ZM250 78V79H249ZM251 78H252V80H251ZM11 79L12 80H15V77L13 76V77H11ZM21 79H22V76L20 77V81H21ZM93 79V80H92ZM107 79V80H106ZM138 79H139V81H138ZM239 79V80H238ZM256 79H257V81H256ZM47 79H45V83L46 82H49V79L46 81ZM78 80H80V79H78ZM78 80H76V81H72V84H76L77 85V82H78ZM92 80V81H91ZM198 80V81H197ZM200 80V81H199ZM203 80V81H202ZM222 80V81H221ZM81 81H83V80H81ZM124 81V82H123ZM137 82L136 84H135V82ZM237 81H238V83H237ZM242 81V80H241ZM261 81V82H260ZM74 82V83H73ZM142 82V83H141ZM190 82V83H189ZM210 82H213V83H210ZM235 82V83H234ZM245 82V83H246ZM259 82H260V84H259ZM121 83L119 84V85H121ZM133 83V84H132ZM193 83H195L194 85H193ZM210 83V84H209ZM222 83V84H221ZM233 83V84H232ZM249 83V84H248ZM257 83L259 84L258 85V87H256L257 86ZM71 84V85H72ZM106 84H108V83H106ZM104 85V86H106V89H107V86L108 87H110V83H109V85ZM135 84V85H134ZM217 84H216V86H215V88H217L218 86H217ZM221 84V85H220ZM134 85V86H133ZM140 85V86H139ZM203 85V86H202ZM211 85V86H210ZM213 85V86H212ZM68 86V87H67ZM91 85H89V86H86V88L88 89V88H91L90 87ZM195 86V87H194ZM198 86V87H197ZM247 86H248V88H247ZM255 86V87H254ZM121 87V86H120ZM141 87V88H140ZM237 87V86H236ZM83 88V89H82ZM80 90H85V87H82ZM203 88V89H202ZM205 88H208V89H205ZM214 87H213V89H215ZM47 89V90H46ZM172 89V90H171ZM170 89V91H174V92H171V98H173V99H168L169 100V102L170 101H177V103H179V107H181V109L178 107V106H176V110L177 111H173V115L174 116H176L175 118H173V117H171V118H173L171 121H169V122H171V123H173L174 121H176L177 119H179L180 117V115H181V113L182 112H184V111H182V108H185L186 107V102H188V97H184L185 95H183V94H180V90L179 89H177V88H171ZM177 89V90H176ZM234 89V91H232ZM253 89V90H252ZM140 90V91H139ZM203 90V91H202ZM221 90L224 92H222L221 93ZM43 91H46V92H43ZM204 91V92H205ZM218 91V92H219ZM142 92V93H141ZM229 92V93H228ZM231 92V93H230ZM234 92V95H232V93ZM237 92V91H236ZM79 93H80V95H79ZM129 93H126V94H129ZM139 93H141V94H139ZM72 96H71V95ZM91 94V95H90ZM173 94V95H172ZM179 94V95H178ZM192 94V95H193ZM224 94H227V95H224ZM82 95H83V93H82ZM170 95V94H169ZM213 95H216V96H218V97H216V96H213ZM224 95V96H223ZM29 96H31V93H29ZM51 96V97H50ZM213 96V98L211 99V97ZM227 96V97H226ZM232 96V97H231ZM183 97V98H182ZM201 97V96H200ZM215 97V98H214ZM224 97V98H223ZM230 97H231V100H230ZM241 97V96H240ZM71 98V99H70ZM126 98V99H125ZM184 98H186V99H184ZM188 98V99H187ZM226 98H229V99H226ZM32 99H33V96H32ZM83 99V98H82ZM124 99V100H123ZM129 99V100H128ZM184 99V100H183ZM211 99V100H210ZM75 100H77V102L74 104V101ZM128 102H127V101ZM146 100V101H145ZM168 100H167V102H168ZM189 100H191V99H189ZM193 100V99H192ZM227 100H228V102H227ZM240 100V101H239ZM241 100H242V104H240L241 103ZM246 100H247V98L245 99V101L243 100V96H242V98H240V99H238V107H237V112H236V116L235 117H237L236 119L237 120H235V118H234V121L232 120V124L231 125H229V129H230V133H231V135H229V129H228V137L226 136V135H220L219 137H218V135H219V132H216V134L214 133L212 136H211V139H210V137H208L207 136V138L204 140L205 142H209V139H210V141L212 142L213 141V143H210V145H208V148H209V150L207 149V148H205V149H207L208 151H210V149L212 148V146L214 147V148H212L211 150L212 151H210L209 153L211 154H206V156L208 155H210L209 156V158H208V156L206 157V156H204V151H203V148L201 149V150H199L198 152V154L200 155L199 157H198V154H195V156H194V158H197L198 157V159L196 160H193L192 161V163L193 164H196L199 160H202L203 161V159H204V162L205 163H208V165H209V170H210V173L211 174H213L214 175V178H213V180L210 182V183H213V185L212 186H210V183L207 185V190L206 189H201V191L203 192L202 194H201V192L199 193L200 195H201V198L202 197H204V198H206V197H208V195H215V197H218V196H220V195H222V196H231L232 198L234 197V200H236V199H238L239 201H241V202H243L244 200V202H243V204H245V208L244 209H241L242 207H243V204H242V206L240 205V206H238L239 204L237 203H233V201L231 202L232 203V215L234 214V213H236L237 215L232 219V217L230 218V222L231 221H233L234 220V222H235V224L236 225H234V222H232L233 223V227H230V228H227V227H223V226H225V225H228V224H225V223H223L224 225H222V223L221 222H216V224L213 226V230L216 232H213L214 234H215V238H217L218 237V242L217 241H215V242H217V245L216 244H212V242H211V240H210V242L209 241H207L208 242V244H207V242L205 243V245H204V248L202 249V251L201 252H203L204 253V255H202L203 253H201L200 254V256H199V258L198 259H196V261H194L193 263H191V264H209V263H212V261H213V259L215 258V259H217V260H215V261H218V259L219 258H216L217 256L216 255H218V257H222L223 255H224V253L226 254V255H224V259L225 260H221V259H219V260H221V261H218V263L219 262H222V263H219V264H235L236 262V264H240V262H241V264H264V255L262 256V255H258L257 253H258V250H257V243H258V249L260 248V245H261V248H260V250L263 252L262 254H264V222L263 221H261V222H257V221H255V218H257L256 216L257 215H259V213H261L260 215L262 216V217H264V211H263V209H264V207H262V206H264V200H261V198L263 199V197H264V137H263V135H262V138L260 139L261 140V142H260V140H259V142L257 143V144H255L254 145V149H256V154L254 153L253 154V152L252 153H250V154H252V155H255L254 157H253V159L252 160H255V161H253L252 163H255V164H253L255 167H258V168H255L253 165H251L252 163H251V158L250 157H248L247 159H244L245 157L243 156L242 157V155L241 154H243L242 153V150L241 149H245V147H247L248 146V144H246L247 146H245L244 147V145H245V143H244V145H242L240 148L239 147H236V148H239V149H237V150H234L233 149V144H234V141L236 142L237 140V135H236V133L239 131L238 129H240V127L242 126V123H245V125L247 124L248 125V123L249 122H251V121H253V119L251 120V121H249V119L247 120V121H249L248 123L245 121V119H243L244 117L243 116H240V115H238L239 114V112H240V110H239V107H243V104H244V102H245V104L247 103L246 102ZM71 101V102H70ZM72 101H73V107H72V111H74V113H72L70 110H71V107L69 106L70 105V103L72 104ZM121 102V103H119V102ZM244 101V102H243ZM61 102V103H60ZM148 102V104H145V103H147ZM240 102V103H239ZM123 103V104H122ZM183 103H185V107H184V104ZM42 104H44V103H42ZM44 104V105H45ZM162 104V103H161ZM215 104H216V106H215ZM226 104V106H224V105ZM228 104V105H227ZM240 104V105H239ZM52 105H55V104H53L52 103ZM74 105L76 106L75 108H77V110L74 108ZM94 105V106H93ZM127 107H126V106ZM145 105V106H144ZM64 106V107H63ZM65 106H66V108H67V106L68 107H70V110L67 108V110H65L64 108H65ZM84 106H85V109H84ZM116 106H118V107H116ZM55 107H54V109H55ZM111 107V108H110ZM130 107V108H129ZM178 107V108H177ZM115 108H117L116 109V111L114 110ZM63 111H62V110ZM84 109V110H83ZM97 109V108H96ZM110 109V110H109ZM211 109H213V110H211ZM220 109H218L217 111H219ZM241 109V108H240ZM184 110V109H183ZM56 111H58V110H56ZM90 111V112H89ZM94 113H93V112ZM109 111V112H108ZM115 112V113H114ZM195 112V113H194ZM198 112V113H197ZM34 114H30V117H32V118H30V119H33V117L34 116H37V115H40L42 112H40V114H39V112H38V114H35V113H37V111L36 112H33ZM112 113V115H109V114H111ZM197 113V114H196ZM200 113H202V114H200ZM238 113V114H237ZM89 114H91L90 116H89ZM92 114H94L93 116H92ZM120 114V115H119ZM196 114V115H195ZM211 114V113H210ZM58 115V118H60V116ZM75 115V116H76ZM109 115V116H108ZM239 117H238V116ZM64 116H66L65 115V113H64V115L61 117V119H63V117ZM76 116V117H77ZM81 116V117H80ZM92 116V117H91ZM249 116V115H248ZM250 116H251V114H250ZM253 116V115H252ZM251 116V117H252ZM39 116H37V118H38ZM69 117V121H70V118H71V120L73 121L75 118L73 117V116H68ZM242 117V118H241ZM254 117V116H253ZM67 118V117H66ZM65 118V119H66ZM90 118V119H89ZM112 118L114 119V120H112ZM188 118V117H187ZM248 118V117H247ZM250 118V117H249ZM65 119H63L62 120V122L65 120ZM68 119V118H67ZM154 119V120H153ZM157 119V120H156ZM192 119H190V120H192ZM242 119V120H241ZM34 120V119H33ZM112 120V121H111ZM159 120V121H158ZM190 120H188L187 119V121H190ZM27 121H28V119H27ZM27 121H26V123H25V121H23V123H25V124H23V127L21 128V127H19V126H17V125H14V127L16 126L17 127V129H20L21 128V130H23L24 131V134L23 135H21V138L24 140V143L22 144V143H20V145H17V149H18V151L20 152V153H17V154H19V155H16V157H18V156H23V154L25 155L27 152H24V150L25 149H27L28 150V148H25L24 149V145L25 144H27L28 145V142L29 143H31V145H32V143H34V142H36V144H38V142H40L41 140V138H40V136H39V134L40 135H42V131L41 132H38V130H36V128L38 129V127H40L41 128V124L39 125V123L40 122H38L37 123V121L36 122H33V123H31V122H29L28 121V123H27ZM68 121V120H67ZM85 121H87V120H85ZM155 121V122H154ZM201 121H203V120H199V122H200V124H204V123H202ZM243 121V122H242ZM74 122V121H73ZM75 122H76V120H75ZM74 122V123H75ZM88 122V123H89ZM242 122V123H241ZM63 123H65V121L63 122ZM68 123V122H67ZM67 123H66V125H67ZM72 123V122H71ZM70 123V124H71ZM87 123V124H88ZM122 123V124H121ZM27 124V125H26ZM95 125V126H93V125ZM168 124H170V123H168ZM185 124L186 123H184V126H185ZM241 126H240V125ZM250 124V123H249ZM251 124H252V122H251ZM63 124L61 123V125H60V127L62 126ZM171 125V124H170ZM206 125V124H205ZM239 125V126H238ZM24 126H25V129H24ZM64 126H65V124H64ZM244 126V125H243ZM13 126H12V128H14ZM15 127V128H16ZM67 127H68V125H67ZM158 127H160V128H158ZM207 127H208V124H207ZM65 128H66V126H65ZM119 128V129H118ZM199 128V127H198ZM35 129V132L33 131ZM59 129H61L60 131L62 132V131H64V129H62V127L61 128H59ZM69 129V128H68ZM88 129H90V130H88ZM121 129V130H120ZM170 129H171V127H170ZM184 129V128H183ZM233 129V130H232ZM25 130H27V131H25ZM41 130V129H40ZM39 130V131H40ZM88 132L87 134H86V132ZM204 130H206V126L204 127V126H201L200 127V129H199V131H201V133H203L204 134ZM33 131V132H32ZM80 132V133H77V132ZM91 133H90V132ZM158 133H157V132ZM59 132V131H58ZM65 133L67 132V130L65 129V131H64ZM68 132H70V131H68ZM85 132V133H84ZM96 132H97V130H96ZM161 132V133H160ZM232 132H233V135H232ZM33 133V134H32ZM60 133V132H59ZM73 133H71V134H73ZM83 133V134H82ZM124 134V135H122V134ZM163 133V134H162ZM31 134V135H30ZM35 134V135H34ZM61 134V133H60ZM70 134V133H69ZM85 134H86V136L87 137H85ZM90 134V135H89ZM95 134H96V136H95ZM121 134V135H120ZM171 134V135H170ZM67 135V134H66ZM83 135V136H82ZM211 135V134H210ZM217 135V136H216ZM36 137H37V139H36ZM82 137V138H81ZM83 137H85V139H87L88 137V140H83ZM97 137V138H96ZM227 137V138H226ZM96 138V139H95ZM173 138V139H172ZM224 138H225V144H224V142H222V140L224 141ZM229 138V139H228ZM235 138V139H234ZM98 139V140H97ZM165 139V140H164ZM262 139H263V142H262ZM70 140H72V142H69ZM76 142H75V141ZM114 140V141H113ZM229 140V141H228ZM233 140V141H232ZM32 141V142H31ZM74 141V142H73ZM107 141V145H106V152L104 153V157L101 159V158H96V157H94V153L100 148V146H101V144L103 143V142H106ZM165 141H167L168 142V144H166V142ZM193 141V140H192ZM202 142V143H204V145H206V143L205 142ZM26 142V143H25ZM110 142V143H109ZM217 142V143H216ZM223 143V147H222V144L221 143ZM230 142V143H229ZM233 142V143H232ZM72 143V144H71ZM100 143V144H99ZM216 143V144H215ZM218 143H220V144H218ZM231 143H232V146H231ZM260 143H262L261 145H259ZM22 144V145H21ZM109 144V145H108ZM214 144V145H213ZM72 145V146H71ZM99 145V146H98ZM165 145H167V146H165ZM178 145V144H177ZM22 146L23 148H21V149H24V150H21V149H19L20 147ZM71 146V147H70ZM179 146V145H178ZM211 148H210V147ZM216 146H217V148H216ZM229 146V147H228ZM230 146L232 147V148H230ZM255 146H256V148H255ZM257 146H258V148H257ZM261 146V147H260ZM206 147V146H205ZM228 148H230V150L228 149ZM234 148H235V146H234ZM235 148V149H236ZM195 149V146H192V147H189L188 148V153H190L192 150H194ZM204 149V150H205ZM215 151H214V150ZM225 149V150H224ZM21 150V151H20ZM156 150V151H155ZM240 151V155H239V152H237V151ZM262 150V151H261ZM70 151V152H69ZM72 151V152H71ZM228 151H229V153H228ZM230 151H233V152H230ZM24 152V153H23ZM70 154H69V153ZM225 152V153H224ZM227 152V153H226ZM237 152V153H236ZM79 153H81V154H79ZM86 153V154H85ZM162 153V154H161ZM182 153H183V151H182ZM213 153H215L214 155H213ZM233 153H235V154H233ZM84 154V155H83ZM161 154V155H160ZM228 154H230V159L232 158L233 159V161L234 162H236V164L237 163H239L240 161H238L239 160V158H240V160H241V163H243V166H245L244 168H248V165L250 166L249 168H251V169H247L246 168V170H248V171H243V172H241L240 173V169H239V171H238V167L236 168V170H234L235 169V167H228V168H226L227 167V162L229 161L228 159H227V157L229 156ZM244 154H245V152H244ZM70 157H69V156ZM83 155V156H82ZM103 155V154H102ZM214 157H213V156ZM227 157H226V156ZM236 155H238V156H236ZM52 156L55 158V160H53L52 159ZM85 156V157H84ZM250 156V155H249ZM20 157H18L17 159L16 158H14V160L16 159V161L20 158ZM72 157H74V159L72 158ZM78 157L80 158V157H83V161H81V159H79L81 162H79V160H78ZM87 157V159H84V158H86ZM106 157V158H105ZM145 157V158H144ZM207 159H206V158ZM226 157V158H225ZM235 157V158H234ZM220 158V159H219ZM242 158V159H241ZM73 159V160H72ZM95 159V160H94ZM99 159V160H98ZM100 159H101V165H102V163H104V162H102L103 160L105 161V165L103 164L102 165V167L104 168H102L101 166H100ZM213 159V160H212ZM234 159H237V161L236 160H234ZM243 159H244V161H243ZM248 159H250L248 162L246 161V160H248ZM70 160H67L68 161V164H72L73 162H70ZM98 160V161H97ZM107 160H108V162H107ZM207 160H210L209 162H207ZM19 161V160H18ZM66 161V162H67ZM75 161V163H76V160H74ZM91 161V160H90ZM95 161H97V162H95ZM197 161V162H196ZM213 161V162H212ZM70 162V163H69ZM116 162V163H115ZM75 163H73V164H75ZM85 163H86V161H85ZM88 163V162H87ZM97 163H99V164H97ZM156 163V162H155ZM215 163V164H214ZM247 163V164H246ZM256 164H258V166L256 165ZM64 165V164H63ZM92 165V166H91ZM158 165V164H157ZM223 165H225V166H223ZM238 165V164H237ZM242 165V164H241ZM14 166V167H13ZM15 166H16V164H13L12 165V167L13 168H15ZM32 166H34V165H31V168H32ZM65 166H67V164L65 163ZM112 166V167H111ZM174 166V167H173ZM240 166V165H239ZM108 167V168H107ZM132 167V168H131ZM172 167V168H171ZM176 167V168H175ZM57 168V169H58ZM67 168V167H66ZM68 168H69V166H68ZM83 168H87V171L85 172V174L87 173V174H89V173H91L92 171L91 170H93V173H94V171L96 172V174L94 173V174H92V176L89 174V176L88 177H90V178H86V176H84V175H82V172H81V170H83ZM111 168V169H110ZM118 168V169H117ZM169 168H171L170 170L172 171H170L169 170ZM174 168V169H173ZM254 168V169H253ZM56 169V170H57ZM59 169H58V171H59ZM63 169V168H62ZM101 169H103L104 171H105V175H106V172H109V173H107V175L105 176L104 175V177L102 178V176H100V175H102L101 174ZM122 169V170H123ZM131 169V170H130ZM138 169V170H137ZM103 170H102V172H103ZM242 170H243V168H242ZM251 170V171H250ZM26 171H27V173H26ZM65 170H63V172H64ZM74 171H75V175L77 176L78 175V178L76 179V180H74ZM79 171H80V173H79ZM84 171V170H83ZM90 171V172H89ZM97 171H98V173H99V171H100V175H97L98 173H97ZM168 171V172H167ZM60 172V171H59ZM63 172H61L60 173V176H62V173ZM78 172V173H77ZM89 172V173H88ZM176 172H178V171H176ZM175 172V173H176ZM223 172V173H222ZM234 172V173H233ZM23 173H25V174H23ZM23 173H22V171L21 172H18V174L20 175V174H22L21 176H20V178L22 179V178H24V176H26L27 175V177H31V176H36V175H38L39 174V172H38V170H35V169H33L32 171L29 169V170H25V171H23ZM113 173V172H112ZM134 173H135V175H134ZM137 173V174H136ZM140 173V174H139ZM29 174H31V176L29 175ZM68 174H69V176H68ZM79 174H81V176L79 177ZM83 174H84V172H83ZM139 174V175H138ZM144 174V175H143ZM223 175L224 176V180L222 179V177L223 176H220V175ZM245 174V175H244ZM117 174H115V178H117L118 177V175L116 176ZM131 175H128V177H127V179L129 178V176H131ZM143 175V176H142ZM161 176H159V177H162L163 175H162V173L160 174ZM229 175V176H228ZM234 175V176H233ZM238 175V176H237ZM240 175V176H239ZM96 176H99L98 177V179H97V177ZM244 176V177H243ZM92 177L94 178L93 180H95V178L97 179L96 180V182L95 181H91V179H92ZM100 177H101V179H100ZM110 177H112V179L114 178V175H112V176H110ZM176 177V176H175ZM184 177V178H183ZM218 177H221L220 178V180L219 181H221V180H223V181H227L228 180V183H230V182H234L233 183V185L234 184H236V185H238V187H239V190H237L236 188V190L235 189H232L231 188V193H229L230 191L228 190L227 191V189H229V187L226 185L225 187H227V189L224 187V188H221L223 185H225L224 183L225 182H223V183H221V184H219V186L218 187H220V189L221 190H219L218 191V189H217V191L214 193L213 191H214V184L216 183V182H213L214 180H216L217 182H219L218 181V179L217 178ZM232 179H231V178ZM236 177V178H235ZM245 179V177H246V179L247 178H249V179H243V178ZM130 178H132V177H130ZM129 178V179H130ZM166 178H164L163 177V180H161L162 182H164L163 184H161V181L159 180V182H160V187H157L156 186V191H158L159 190V188L161 189V187L162 186H164L163 188L166 190V191H170L171 190V188H173V187H177L178 188V190L180 191V190H182V189H180V187H182V186H184V187H186V188H183L184 189V194H183V196L181 197V199H185V198H187L188 196H189V193H188V191L190 190L189 188H190V186L192 187L193 186V184L192 185H190V183H192L191 181H190V183H189V177L187 178L186 176H184V174H182V178H181V176H180V180H178V178H174L173 179V181L171 180H166ZM173 178V177H172ZM199 178V177H198ZM230 178V179H229ZM237 178H239V179H237ZM20 179V180H21ZM71 179V178H70ZM88 179H90V180H88ZM111 179V180H112ZM120 180H122V182L123 183H125L124 182V180L126 181V177H125V179L123 180V178L121 179V178H119ZM119 179H117V180H119ZM160 179V178H159ZM183 179H185V180H183ZM191 179V178H190ZM195 179V178H194ZM193 179V182L194 183H198L197 184V186L198 185H200V181L198 182V181H196V179L194 180ZM237 179V180H236ZM241 179H243L242 181H241ZM66 180V181H67ZM88 180V181H87ZM110 180V179H109ZM113 180H115V179H113ZM112 180V181H113ZM116 180V181H117ZM164 180H166V181H164ZM178 180V181H177ZM229 180H230V182H229ZM60 181H61V179H60ZM68 181H70L69 182V184L67 183V185H65V184H62V181H61V183H57L58 181H56L55 183L53 182H51V183H49V184H46L47 185V188H50L51 189V187L52 188H54L53 189V191H54V195H59V197L58 198H60V199H62L61 197H62V195H63V193L65 192V191H69V192H65V193H68L69 195H71L72 193H70V189H68V187L67 186H73V188H71L72 189V192H78L77 194L79 195V196H81V195H83V193H84V195H86V190L84 191L83 189H82V186H79L78 185V187H76L75 186V184L74 185H72V183H71V180H68ZM91 181V182H90ZM105 181H107V183L105 182ZM127 181H129V180H127ZM126 181V182H127ZM176 181V182H175ZM186 183H188V184H186ZM238 181H240V182H238ZM20 182V181H19ZM50 182V181H49ZM95 182V183H94ZM100 182V183H99ZM103 182H105L106 184H105V186L107 185V184H109V188H111V187H118L119 189V192L117 191V192H115V191H113V192H115V195H114V193L112 192V194H110L111 192L110 191H112V190H114V189H108V190H106L105 192H106V195H107V193H108V195H111V199H106L107 197H110V196H106L105 195V193H103V192H101V190H103L104 189V187H103V185H104V183ZM109 182V183H108ZM136 182V183H137ZM174 182V183H173ZM179 182H182L183 184H185V185H180V184H178ZM242 182V183H241ZM13 183V182H12ZM11 183V189L13 190V185H17L18 183H15L14 182V184H12ZM138 183H140V182H138ZM137 183V184H138ZM158 183V182H157ZM228 183H226V184H228ZM239 183H241V186H240V184ZM136 184V185H137ZM159 184V183H158ZM157 184V185H158ZM167 184H168V186H167ZM174 186H173V185ZM223 184V185H222ZM245 184V185H244ZM48 185H49V187H48ZM51 185V186H50ZM67 187V189L64 187ZM93 185V186H92ZM97 185V184H96ZM170 185L171 186H173V187H170ZM180 187H179V186ZM196 185V184H195ZM222 185V186H221ZM236 185L234 186V187H236ZM243 185H244V187H243ZM250 187H249V186ZM56 186V187H55ZM75 186V187H74ZM140 186V185H139ZM166 186V187H165ZM15 187V186H14ZM17 187V186H16ZM79 187H81V189L80 190H78V191H75L76 190V188L78 189ZM84 187H87V185L86 186H84ZM83 187V188H84ZM97 187V186H96ZM101 187H102V189H101ZM170 187V188H169ZM216 187H217V183H216ZM237 187V188H238ZM249 187V188H248ZM91 188H89V190L91 191V193H92V189ZM93 188V189H94ZM241 188V189H240ZM244 188L246 189V191L244 192L243 190H244ZM16 189V188H15ZM87 189V188H86ZM170 189V190H169ZM187 191H186V190ZM189 189V190H188ZM225 189V190H224ZM251 189V190H250ZM163 189H161V191H162ZM173 190V189H172ZM176 190V189H175ZM206 190V191H205ZM249 190V191H248ZM84 191V192H83ZM90 191H89V193H87V194H90ZM94 191V190H93ZM155 191V192H156ZM165 191V192H166ZM250 192V193H248V192ZM261 191V192H260ZM263 191V192H262ZM52 192V191H51ZM81 192H83V193H81ZM95 192H93V193H95ZM148 192V191H147ZM147 192H145V193H147ZM158 192H160V191H158ZM172 192V191H171ZM187 192V193H186ZM213 192V193H212ZM59 193V194H58ZM92 193V194H93ZM101 193H103L102 195H103V197H105L106 196V198H104V199H101ZM144 193V194H145ZM162 192H160L159 194H161ZM163 193H164V191H163ZM168 193V192H167ZM174 193H176V191L174 192ZM177 193L179 194V192L177 191ZM181 193H183V192H181ZM232 193L235 195H232ZM242 193H244V195L242 194ZM246 193V194H245ZM75 194V193H74ZM157 194V193H156ZM155 194V195H156ZM166 194V193H165ZM187 194V195H186ZM225 194V195H224ZM236 194H237V196H236ZM239 194V195H238ZM249 194H250V196H249ZM60 195H61V197H60ZM65 195V194H64ZM78 195H76L75 194V196H78ZM114 195V196H113ZM131 195V194H130ZM146 195H148V197H147V199L145 198L146 196L145 195H143L144 196V198L143 199H145V201L142 203V200L143 199H141V196L139 195V197H140V199H141V205H139V207H138V205H136V210H138V211H136L135 210V212H137L135 215H136V217L135 218H137V219H143L144 217H145V215L146 214H148V212H145V213H143L144 211V209L146 210L147 208H150V206H152V205H148V203H152V202H150L149 201V198L151 197L150 196V192L148 193V194H146ZM163 195V194H162ZM173 194H171L170 195V192L166 195V196H162V200L160 199V198H158V197H160L159 195H157L156 196V198H158L157 200H161V201H159V203H161V202H163V200L165 201V200H167V198L168 199H170L169 197H171ZM180 195V194H179ZM179 195H177V196H179ZM206 197H205V196ZM262 195V196H261ZM55 196V197H56ZM67 197H68V195H66ZM72 196H73V194H72ZM71 196V197H72ZM88 196V195H87ZM142 196V197H143ZM176 196V198H175V195L174 196H172V197H174L173 199H175V200H177V199H179L178 197ZM256 196H257V198H256ZM259 196V197H258ZM56 197V198H57ZM113 197V198H112ZM117 197H119V196H117ZM121 197V196H120ZM164 197H167V198H164ZM172 197H171V200H173L172 199ZM180 197V196H179ZM243 199V200H241V198ZM244 197V198H243ZM254 198V199H252V198ZM94 198V197H93ZM247 198H249L248 200H247ZM66 199V198H65ZM64 199V200H65ZM157 200L155 201V202H157ZM255 200V201H254ZM55 202H52V204H54V205H52L51 203V207L49 206L48 207V209H50L51 210V212L52 213H54V214H57V213H59V212H61V211H66V209H69V204H67V202H65L67 205H64V209H61L62 207H63V205H62V207H56L58 210H55V209H53L52 207H54L55 208V204H59L60 202H61V204H63L64 203V201H63V199L62 200H59V199H56V200H54ZM57 201V202H56ZM66 201V200H65ZM174 201V200H173ZM260 201V202H259ZM63 202V203H62ZM111 202V201H110ZM110 202L108 201V203H109V205H110ZM154 202V203H155ZM258 202V203H257ZM139 203V202H138ZM144 203H146L145 205H144ZM256 203V204H255ZM235 204V205H234ZM263 204V205H262ZM104 205H106L105 203H103V206ZM109 205H107L106 207H108ZM148 205V206H147ZM156 205H157V203H156ZM238 206V209H237V206ZM258 205V206H257ZM58 206V205H57ZM111 206V205H110ZM109 206V207H110ZM113 206V205H112ZM111 206V207H112ZM144 206V207H143ZM147 206V208H145ZM234 206V207H233ZM259 206H260V208H259ZM65 207H67L66 209H65ZM105 207V206H104ZM106 207H105V209L103 210V208H102V210H103V212H102V210H100L101 212H102V214L104 215V214H107L106 212H109V211H107L106 210ZM144 209H143V208ZM159 207V206H158ZM100 208V209H101ZM112 208H115V207H112ZM112 208H110V210L112 209ZM160 208V207H159ZM158 208V211L161 209H159ZM233 208H236V209H234L233 210ZM256 208V209H255ZM259 208V210H261V211H263V213L262 212H260V211H258L257 209ZM60 209H61V211H60ZM141 209V210H140ZM106 210V211H105ZM139 210H140V212H139ZM242 210V211H241ZM49 211V210H48ZM48 211L46 212V214L48 213ZM99 210H96L95 212H93V213H96L97 212V218L93 215V216H91L90 218H92V219H90L91 221H93V222H90V223H88V225H86V227H84V230H83V232H86V229L89 231L88 233L90 234V233H94V230H96V229H93V228H91V227H95V225L94 226H91V223L92 224H94V223H96L95 222V220H100V219H103V218H101V212H100ZM147 211V210H146ZM161 211V210H160ZM160 211H159V214H162V212L163 211H165V210H163V211H161V213H160ZM198 211H199V209H198ZM197 211V212H198ZM239 211V212H238ZM258 213H257V212ZM83 212V210H81V213ZM105 212V213H104ZM69 212H67L66 213V216H70V214H68ZM113 214V212H110V214ZM142 213V214H141ZM164 213V212H163ZM109 213H108V215H110ZM151 214V213H150ZM152 214H154V213H152ZM18 216H20V214H17ZM49 215H50V211H49ZM92 215V214H91ZM96 215V214H95ZM98 215H99V217H98ZM102 215V216H103ZM107 215V217H109ZM142 215H144L143 216V218H141V217H139V216H142ZM178 216H180L179 214H177ZM163 216V215H162ZM162 216L160 217V219H162ZM48 217H50V216H47V219H49ZM94 217V218H93ZM153 217V218H152ZM152 217H150L151 219H153L154 220V216L152 215ZM100 218V219H99ZM18 219V218H17ZM16 219V220H17ZM146 219V218H145ZM148 219V218H147ZM232 219V220H231ZM264 219V218H263ZM149 220V222H147ZM146 222L149 224V225H154L155 227H157V228H160V227H163L164 228V226H162L161 224H163V223H159V222H161V221H158V220H155L154 222L152 221H150V219H148ZM102 220H100L99 221V223L101 222ZM143 221H145L144 219H143ZM158 221V222H157ZM253 221H255V222H253ZM237 222V223H236ZM19 223H22V222H19ZM98 223V222H97ZM101 223H103V222H101ZM153 223V224H152ZM254 223V224H253ZM100 225H102V224H100ZM100 225H96L97 227L98 226H100ZM20 226V228L22 227V224L21 225H19ZM18 226V224L17 225H15L14 226V228H15V231L16 230H19L20 228H18L19 227ZM160 226V227H159ZM235 226V227H234ZM81 227V226H80ZM97 227H95V228H97ZM214 227H215V229H214ZM90 228H91V230H90ZM82 229V228H81ZM236 229V230H235ZM79 230H80V228H79ZM92 230H93V232H92ZM231 230L233 231L232 233H233V235H232V233H230L231 232ZM81 231V230H80ZM79 231V232H80ZM224 233H223V232ZM236 231V232H235ZM238 231V232H237ZM78 232V233H79ZM226 232V233H225ZM241 232V233H240ZM75 233V232H74ZM217 233H220V234H217ZM241 234V235H237V234ZM245 233H247V235L246 236H244V234ZM9 235H12L13 237H14V235L12 234V233H9L8 235H7V238H11V236L9 237ZM107 236H105V239L104 238H102L103 240H105V241H102L101 242V240H100V244H103V248H104V245H105V247L107 246L106 245V243H103V242H108V241H106V238L108 239V234H106ZM244 237H243V236ZM256 235H258V237H259V235H260V241H259V238H256L257 236ZM233 236V237H232ZM250 236L251 237H253V239L252 238H250ZM221 237H222V239H221ZM230 239H229V238ZM95 239H99V237L97 238H93L92 237V240H94V244H98L99 242V240H97V242H96V240ZM219 239H221L220 240V242H219ZM225 239H227V240H225ZM229 239V240H228ZM233 239V240H232ZM255 240H257V241H255ZM228 241V242H227ZM91 242V245L93 246V243ZM214 242V243H215ZM211 243V244H210ZM226 243L228 244V246L226 245ZM260 243V244H259ZM222 245H224V246H222ZM230 245V246H229ZM255 245H256V247H255ZM263 245V246H262ZM91 246V248L93 249V247ZM98 246H99V244H98ZM100 246V247H101ZM214 246H215V248H214ZM216 246H218V247H216ZM26 247V246H25ZM25 247H24V249L23 248H20L19 250L20 251H18L17 250V252L15 253H13L14 255H12L11 256V258H10V260L12 261H9L11 264H38V262L40 263V264H44L45 263V261H47V262H49V259L50 258H52L51 260H53V261H50L49 263H45V264H55V263H62V261H59V259H61L60 258V255L58 254V252H56L57 250H55L54 249V252H53V254H52V251L50 250V252H44L43 254H40V256L41 255H44L42 258H44L43 260H40V256H39V258H36V257H38V255H35V256H32L31 258H33L32 260L33 261H36V262H32L31 263V261L32 260H30L31 258H30V256H29V252H30V250H29V248L28 247H26L27 249H25ZM96 247H97V245H96ZM95 247V248H96ZM99 247V248H100ZM228 248V250H227V248ZM90 248V249H91ZM98 247H97V250H92L93 252L91 253V251H89V248H88V252H89V254L88 255H86V256H92V254H94L95 255V253H104V251H105V249H102L101 248V250L99 249ZM213 248V249H212ZM216 248H218V250L216 249ZM256 248V249H255ZM263 248V249H262ZM21 249H23L24 251L25 250H29V252H24V251H22ZM56 249H58V248H56ZM99 249V250H98ZM220 249V250H219ZM223 249H224V252H223ZM233 249H236V250H233ZM253 249H255V251H253ZM86 249H83V250H81V252H84L83 254L85 255V253H88L87 251H85ZM227 252H226V251ZM257 250V251H256ZM58 251H59V249H58ZM187 251V250H186ZM234 251H235V253H234ZM223 254H222V253ZM230 252H232L231 253V255H230ZM254 252H256V253H254ZM27 253H29L28 255H26ZM46 253V254H45ZM74 254H75V256H73L72 255V253L70 254V256H69V258H68V260H66V261H68L67 263L68 264H75L77 261H79L78 259L80 258V256H81V254L79 255V253H77L78 254V256L76 255V252H73ZM212 253H213V255H212ZM217 253V254H216ZM47 254H49V255H47ZM55 254H58V255H55ZM82 254V262L85 260V262L83 263V264H89L88 262H90V264H112L111 262H109V261H112L113 259H109V261L107 260V261H99V259L97 258V257H99V256H102V255H96V258L94 259L95 261V263L93 262V260H89V259H87L86 260V256H84ZM228 254V255H227ZM240 256H239V255ZM256 254V255H255ZM261 254V253H260ZM32 255V254H31ZM46 255V256H45ZM75 257V259L72 257ZM206 255V256H205ZM220 255V256H219ZM49 258H48V257ZM90 256V257H91ZM103 256H105L104 254H103ZM203 256V257H202ZM216 256V257H215ZM227 256V257H226ZM231 256H233V257H231ZM238 256V257H237ZM13 257V258H12ZM36 259H38V260H36ZM46 257V258H45ZM58 257V258H57ZM85 257V259H83ZM94 257V256H93ZM203 259H202V258ZM207 257V258H206ZM212 257V261H210V258ZM235 257V258H234ZM27 258L30 260V263L29 262H27V261H29V260H27ZM102 258V257H101ZM104 258V257H103ZM222 258V259H223ZM231 258H233V259H235V261L234 260H231ZM237 258V259H236ZM58 259V260H57ZM77 259V260H76ZM81 259H80V261H81ZM108 259V258H107ZM227 259V260H226ZM238 259H240V261L238 260ZM73 260V261H72ZM97 260V261H96ZM101 260V259H100ZM105 260V259H104ZM198 260H199V262H198ZM209 260V261H208ZM238 260V261H237ZM40 261H43V262H40ZM58 261V262H57ZM88 261V262H87ZM115 261V260H114ZM114 261H112V262H114ZM207 261V262H206ZM214 261V262H215ZM231 261H233V262H231ZM198 262V263H197ZM213 262V263H214ZM226 262V263H225ZM60 263V264H61ZM66 263V264H67ZM79 263V262H78ZM217 263V264H218ZM80 264V263H79ZM114 264H116V263H114Z\"/></svg>", "mask_w": 264, "mask_h": 264}]
</instances>
